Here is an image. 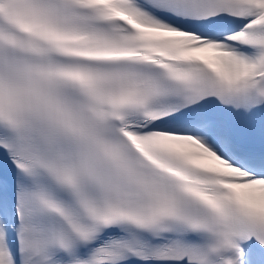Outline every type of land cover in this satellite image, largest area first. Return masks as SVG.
<instances>
[{"label":"snow or ice","instance_id":"6c2138e0","mask_svg":"<svg viewBox=\"0 0 264 264\" xmlns=\"http://www.w3.org/2000/svg\"><path fill=\"white\" fill-rule=\"evenodd\" d=\"M0 264H264V0H0Z\"/></svg>","mask_w":264,"mask_h":264}]
</instances>
